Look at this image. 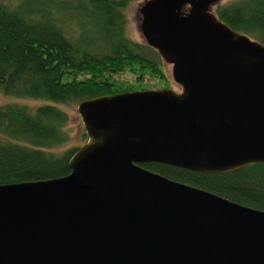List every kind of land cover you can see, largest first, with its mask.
Returning <instances> with one entry per match:
<instances>
[{"label": "water", "instance_id": "water-1", "mask_svg": "<svg viewBox=\"0 0 264 264\" xmlns=\"http://www.w3.org/2000/svg\"><path fill=\"white\" fill-rule=\"evenodd\" d=\"M221 0H144V41L171 87L78 102L88 138L70 172L0 183V264H264V209L153 171L264 163V42Z\"/></svg>", "mask_w": 264, "mask_h": 264}, {"label": "trees", "instance_id": "trees-1", "mask_svg": "<svg viewBox=\"0 0 264 264\" xmlns=\"http://www.w3.org/2000/svg\"><path fill=\"white\" fill-rule=\"evenodd\" d=\"M129 0H0V88L51 101L36 106L0 103V183L63 176L78 147L69 138L68 112L58 103L129 90L113 78L128 69L165 77L161 56L128 36ZM233 29L264 42V0H226L213 6ZM145 167L231 200L264 209V163L227 172H201L163 162Z\"/></svg>", "mask_w": 264, "mask_h": 264}, {"label": "rangeland", "instance_id": "rangeland-1", "mask_svg": "<svg viewBox=\"0 0 264 264\" xmlns=\"http://www.w3.org/2000/svg\"><path fill=\"white\" fill-rule=\"evenodd\" d=\"M144 0H129L124 7V13L126 16V32L128 36L133 39L144 41V38L139 29L140 12L139 7ZM226 0H221L224 2ZM213 8V7H212ZM252 37V36H251ZM145 42V41H144ZM161 65L164 70L165 77H158L150 72L144 70L128 69L114 74L115 81L123 87H131V89H144V88H162L171 87L176 90H180L181 86L173 79L171 74L170 63L165 62L161 58ZM51 100L45 98H36L29 96H17L9 93H5L0 88V103L18 102L26 103L30 106H36L43 102H49ZM68 112V120L65 125V129L68 132L69 138L55 145L54 149L61 151L70 147H77L85 142L88 138V134L85 131L84 124L77 110L78 102L58 103Z\"/></svg>", "mask_w": 264, "mask_h": 264}]
</instances>
